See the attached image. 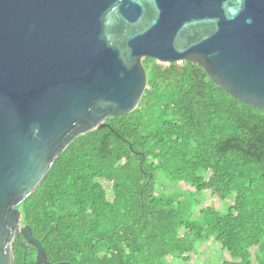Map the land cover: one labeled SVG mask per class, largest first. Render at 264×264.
<instances>
[{
	"label": "trees",
	"instance_id": "obj_1",
	"mask_svg": "<svg viewBox=\"0 0 264 264\" xmlns=\"http://www.w3.org/2000/svg\"><path fill=\"white\" fill-rule=\"evenodd\" d=\"M142 64L137 107L55 158L17 207L22 223L51 263L188 264L210 240L225 264H264V111L193 62ZM206 192L221 209L200 207ZM12 254L32 264L35 249L14 241Z\"/></svg>",
	"mask_w": 264,
	"mask_h": 264
},
{
	"label": "water",
	"instance_id": "obj_2",
	"mask_svg": "<svg viewBox=\"0 0 264 264\" xmlns=\"http://www.w3.org/2000/svg\"><path fill=\"white\" fill-rule=\"evenodd\" d=\"M144 58L264 111V0H0V264L51 263L17 207L77 137L132 112Z\"/></svg>",
	"mask_w": 264,
	"mask_h": 264
},
{
	"label": "rangeland",
	"instance_id": "obj_3",
	"mask_svg": "<svg viewBox=\"0 0 264 264\" xmlns=\"http://www.w3.org/2000/svg\"><path fill=\"white\" fill-rule=\"evenodd\" d=\"M163 185L164 183L161 181L160 178H158L157 189L159 188L161 191H171L172 189L171 187H169L170 189H168L165 188ZM102 186H104L105 189H108L109 187V185L104 182H102ZM178 186L182 190H190V188L183 183H179ZM206 206H212L213 208H217V209L222 208L220 203L217 200L212 199V197L209 195L208 192L205 193L200 207H206ZM200 207H198L196 211ZM165 260L167 262L171 261L169 258H166ZM229 261H230L229 256L222 249H220L219 245L212 243L210 240H208L206 242L199 244L197 248V253L191 256L188 264H225L226 262Z\"/></svg>",
	"mask_w": 264,
	"mask_h": 264
},
{
	"label": "flooded vegetation",
	"instance_id": "obj_4",
	"mask_svg": "<svg viewBox=\"0 0 264 264\" xmlns=\"http://www.w3.org/2000/svg\"><path fill=\"white\" fill-rule=\"evenodd\" d=\"M26 247H28V246L26 245Z\"/></svg>",
	"mask_w": 264,
	"mask_h": 264
}]
</instances>
